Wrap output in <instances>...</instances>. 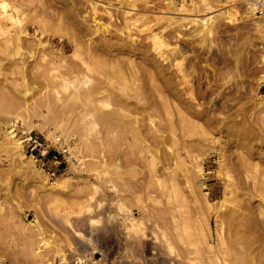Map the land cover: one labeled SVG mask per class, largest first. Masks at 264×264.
<instances>
[{
    "label": "rangeland",
    "instance_id": "rangeland-1",
    "mask_svg": "<svg viewBox=\"0 0 264 264\" xmlns=\"http://www.w3.org/2000/svg\"><path fill=\"white\" fill-rule=\"evenodd\" d=\"M0 264H264V0H0Z\"/></svg>",
    "mask_w": 264,
    "mask_h": 264
},
{
    "label": "built area",
    "instance_id": "built-area-1",
    "mask_svg": "<svg viewBox=\"0 0 264 264\" xmlns=\"http://www.w3.org/2000/svg\"><path fill=\"white\" fill-rule=\"evenodd\" d=\"M56 142L59 144V145H61V146H63V149H62V153H67L68 152V149H67V146L64 144V141H63V139L61 138V137H57L56 138Z\"/></svg>",
    "mask_w": 264,
    "mask_h": 264
}]
</instances>
